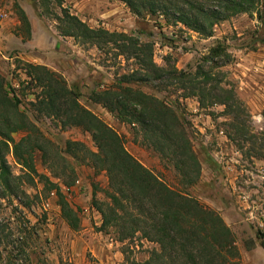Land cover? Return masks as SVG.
Returning a JSON list of instances; mask_svg holds the SVG:
<instances>
[{
	"label": "rangeland",
	"instance_id": "rangeland-1",
	"mask_svg": "<svg viewBox=\"0 0 264 264\" xmlns=\"http://www.w3.org/2000/svg\"><path fill=\"white\" fill-rule=\"evenodd\" d=\"M1 1L10 19L0 25V74L44 137V151L34 153L36 171L31 174L12 150L7 153L19 188L15 196L0 191V264H144L158 249L139 235L121 242L118 230L101 229L99 209L109 203L106 175H97L84 153L67 151L68 142L96 152L95 144L66 116L52 113L47 103L41 105L46 86L29 82V64L55 73L59 85L74 91L79 103L122 136L128 152L170 188L216 212L235 238L238 258L232 264H264V0H257L255 10L217 22L212 37L189 30L178 22V11L165 5L182 0H147L146 6L158 2L157 14H149L147 6L142 16L125 0ZM195 1L220 11V0ZM64 11L91 29L153 45L159 67L197 77L202 89L198 96L194 84L184 87L169 79L135 86L172 104L183 119L201 164L196 184L189 186L172 160L97 103L95 93L116 87L140 65L114 43L96 45L66 36ZM219 47L226 55L212 53ZM206 76L212 80L206 82ZM27 134L14 138L19 141ZM54 185L77 212V231L62 218Z\"/></svg>",
	"mask_w": 264,
	"mask_h": 264
},
{
	"label": "trees",
	"instance_id": "trees-1",
	"mask_svg": "<svg viewBox=\"0 0 264 264\" xmlns=\"http://www.w3.org/2000/svg\"><path fill=\"white\" fill-rule=\"evenodd\" d=\"M182 1L165 2V5L169 4L178 11V22L206 37H212L217 22L231 15L252 11L257 2L220 0V11L217 12L207 10L195 0ZM125 2L136 16H142L147 6L149 14H157V1H151L147 6V0ZM20 17L24 24H28L23 11H20ZM64 20L69 25L66 36L96 45L102 41L114 43L123 54H130L138 62L139 70L124 75L116 87L95 93L94 99L122 123L133 126L145 144L162 157L172 160L175 168L187 178L189 186L196 184L200 178L201 164L183 119L172 104L149 96L135 86L169 79L171 84L184 87L194 84V94L198 96L202 89L196 83L197 77L177 69L159 67L154 62V46L142 44L136 37L91 29L66 11ZM118 42L122 46H118ZM212 53L226 55L225 49L220 47ZM27 67L29 82L46 86V97L41 105L47 103L52 113L66 116L71 126L88 132L95 144L96 152L83 143L68 142L67 151L72 154L84 153L96 174L106 175L109 203L99 209L102 230H118L121 242L139 235L157 245L158 249L151 253L144 264H232L238 258L234 235L216 212L188 194L173 190L141 164L128 152L123 137L86 110L74 91L63 83L60 86L55 73L42 66L29 64ZM211 80L210 76H206V82ZM24 132L28 134L16 141L14 136ZM42 140L44 137L22 110V102L16 91L0 74V191L4 195L15 196L19 188L16 186L18 179L13 177L8 165L7 153L12 150L22 167L30 174L34 173V153L44 151ZM54 187L57 188L62 218L71 230L77 231L80 227L77 212L61 189L56 185Z\"/></svg>",
	"mask_w": 264,
	"mask_h": 264
},
{
	"label": "built area",
	"instance_id": "built-area-1",
	"mask_svg": "<svg viewBox=\"0 0 264 264\" xmlns=\"http://www.w3.org/2000/svg\"><path fill=\"white\" fill-rule=\"evenodd\" d=\"M10 19V13L8 12L6 6L0 0V25L5 23Z\"/></svg>",
	"mask_w": 264,
	"mask_h": 264
}]
</instances>
